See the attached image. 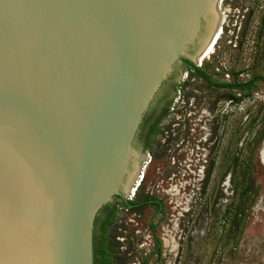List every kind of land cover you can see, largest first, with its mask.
Instances as JSON below:
<instances>
[{
    "label": "water",
    "instance_id": "water-1",
    "mask_svg": "<svg viewBox=\"0 0 264 264\" xmlns=\"http://www.w3.org/2000/svg\"><path fill=\"white\" fill-rule=\"evenodd\" d=\"M210 1L0 0V264H93L144 113L219 25Z\"/></svg>",
    "mask_w": 264,
    "mask_h": 264
},
{
    "label": "rangeland",
    "instance_id": "rangeland-1",
    "mask_svg": "<svg viewBox=\"0 0 264 264\" xmlns=\"http://www.w3.org/2000/svg\"><path fill=\"white\" fill-rule=\"evenodd\" d=\"M218 13L211 52L199 57L197 67L228 84L264 79V0H219ZM185 78L191 84L185 95L196 99L189 103L207 97L206 118L214 132L219 126L207 175L204 158L188 160L175 152L170 160L158 157L148 180L140 181L147 161L124 199L137 194L143 201L152 193L162 206L115 209L107 227L110 264H264V81L240 96L230 89L208 90L191 82L189 73ZM167 172L177 174L169 185L161 182ZM152 176L158 180L151 184Z\"/></svg>",
    "mask_w": 264,
    "mask_h": 264
},
{
    "label": "flooded vegetation",
    "instance_id": "flooded-vegetation-1",
    "mask_svg": "<svg viewBox=\"0 0 264 264\" xmlns=\"http://www.w3.org/2000/svg\"><path fill=\"white\" fill-rule=\"evenodd\" d=\"M201 61H199V57L196 58L194 62L182 58L180 62L175 65L172 73L163 83L144 113L143 120L140 123L133 143L135 150H137V146L141 148V151H138L141 157L138 161L139 169L136 178H138V173H140L142 166L148 161V171H146V174L142 175L140 181H142L143 177L145 181L148 180L147 174L154 168L159 158L173 159L175 152H183V157L188 160L204 158L206 160L204 176L207 175L213 147L218 143L217 133L219 131V126L216 125V131L214 132L212 119L208 120V118H206V115L210 116L211 114L209 99L207 97H202L195 105L189 103V98L194 102L196 99H194L195 96L193 94H191L192 97L185 95L183 89L186 86H191L190 81L185 77L187 73H189V76L192 78L191 82L198 81L200 85H204L208 90L214 88H229L219 86L220 84H228L227 82L213 81L211 76L202 68L197 67V63ZM245 83L247 82L233 83L238 87L230 90L238 91L240 96H242L245 90ZM194 92L195 91H193V93ZM199 96H201V94H199ZM178 99H181V106L178 105ZM171 115L175 118L166 121V118L171 117ZM216 124H218L217 121ZM167 173L164 175L165 177L162 176L161 182L169 185L168 182L175 181L171 177H176L177 174ZM152 178L153 180L150 181L151 184L157 182L158 177L152 176ZM134 185L135 182L132 183L130 188H132V186L134 187ZM134 195L135 193L132 194V196ZM151 195L152 193L146 198L147 200L145 199L143 201L137 198V194L130 201L125 200L121 196L115 197L108 209L100 213L99 222L103 223L106 221L107 216L115 212V209L119 210L122 204H129L128 208H133L143 203L161 207L162 202L154 199ZM114 203H117V206H114Z\"/></svg>",
    "mask_w": 264,
    "mask_h": 264
},
{
    "label": "trees",
    "instance_id": "trees-1",
    "mask_svg": "<svg viewBox=\"0 0 264 264\" xmlns=\"http://www.w3.org/2000/svg\"><path fill=\"white\" fill-rule=\"evenodd\" d=\"M257 80L264 81V79L259 77V76L258 77H253L250 81H248L247 83L244 84L245 89L249 90L251 87L254 86V84H255V82ZM219 86L225 87V88H229V89L238 87L235 84H220ZM142 120H143V118H142ZM109 206H110V204H107V205L103 206L99 210V212H98V214H97V216H96V218L94 220V228H93V264H110V262H111L112 253H110L108 251V249H107V242H108L107 227L112 223V221H113V219L115 217V212L109 214L107 216L106 221H104L103 223L99 222L100 213H102L103 211L107 210ZM125 206L129 207V204H125ZM154 243H155V251L158 252L159 249H160V241L158 240V238L154 239ZM145 264H147V261H146Z\"/></svg>",
    "mask_w": 264,
    "mask_h": 264
},
{
    "label": "bare ground",
    "instance_id": "bare-ground-1",
    "mask_svg": "<svg viewBox=\"0 0 264 264\" xmlns=\"http://www.w3.org/2000/svg\"><path fill=\"white\" fill-rule=\"evenodd\" d=\"M210 5H211V1L210 0H197V11L199 13H201V14H203L205 12H208V11L211 10V6ZM217 30L218 29L216 27L215 32H214V34H213V36H212V38L210 40V44L208 45V47L205 49V51L201 55L204 56V54H207V53L211 52L210 50H211V47H212V45L214 43V37H215L214 35L217 32ZM136 177H137V175H136ZM136 179L137 178H135V181H136Z\"/></svg>",
    "mask_w": 264,
    "mask_h": 264
}]
</instances>
